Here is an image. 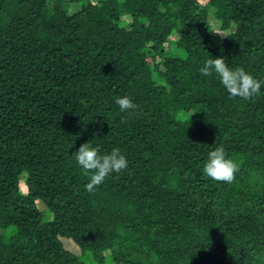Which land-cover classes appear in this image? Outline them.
<instances>
[{"label":"trees","instance_id":"1","mask_svg":"<svg viewBox=\"0 0 264 264\" xmlns=\"http://www.w3.org/2000/svg\"><path fill=\"white\" fill-rule=\"evenodd\" d=\"M210 55L264 79V0H0V264H264V86ZM88 140L128 160L92 191Z\"/></svg>","mask_w":264,"mask_h":264},{"label":"clouds","instance_id":"2","mask_svg":"<svg viewBox=\"0 0 264 264\" xmlns=\"http://www.w3.org/2000/svg\"><path fill=\"white\" fill-rule=\"evenodd\" d=\"M223 34V33H217ZM203 76L215 74L224 89L234 97L250 98L259 93L264 86V79L255 77L242 67H230L223 56H209L199 66ZM115 103L121 111L135 109L133 98L121 95L115 98ZM75 163L79 165L88 177L86 189L92 191L96 185L103 182L109 174L126 169L128 160L119 147L101 153L99 145H92L89 140L82 143L72 154ZM238 162L225 153L222 146H216L207 153L202 171L213 180L231 182L238 170Z\"/></svg>","mask_w":264,"mask_h":264},{"label":"rangeland","instance_id":"3","mask_svg":"<svg viewBox=\"0 0 264 264\" xmlns=\"http://www.w3.org/2000/svg\"><path fill=\"white\" fill-rule=\"evenodd\" d=\"M126 20V21H125ZM122 21L123 22H128V19L127 17H124V19L122 18ZM37 207L38 209L42 212V214H44L45 216V220H49L50 219V213L49 211L45 208V206L40 202V201H37ZM90 256V255H89ZM88 264H92L91 262H87Z\"/></svg>","mask_w":264,"mask_h":264}]
</instances>
